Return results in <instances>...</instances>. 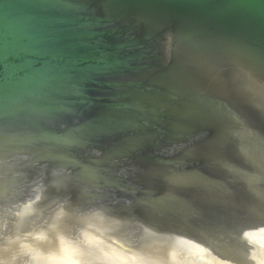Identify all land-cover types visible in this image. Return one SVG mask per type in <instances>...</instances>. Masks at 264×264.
Returning <instances> with one entry per match:
<instances>
[{"label":"water","instance_id":"95a60500","mask_svg":"<svg viewBox=\"0 0 264 264\" xmlns=\"http://www.w3.org/2000/svg\"><path fill=\"white\" fill-rule=\"evenodd\" d=\"M0 264H264V0H0Z\"/></svg>","mask_w":264,"mask_h":264}]
</instances>
